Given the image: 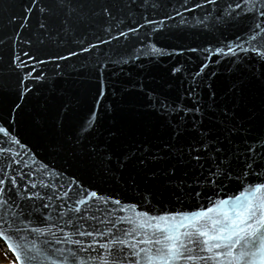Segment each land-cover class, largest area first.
Instances as JSON below:
<instances>
[{
	"label": "water",
	"instance_id": "obj_1",
	"mask_svg": "<svg viewBox=\"0 0 264 264\" xmlns=\"http://www.w3.org/2000/svg\"><path fill=\"white\" fill-rule=\"evenodd\" d=\"M229 2L218 0L216 5H208L203 0H80L65 31L60 20L67 11L57 10L55 15L40 12L45 4L52 7L48 0H38L35 5L30 0H0V126L10 131L4 143L10 150L5 161L7 170L27 173L31 168L32 179L57 185L75 181L70 196L88 189L107 198L109 203L89 200L92 211L102 220L125 217L149 224L159 223L151 221L152 216L202 211L212 206L209 199H228L248 184L261 182L259 169L247 174L234 161L231 179L196 187L194 172L199 174V166L179 155V150L187 153V145L194 142L193 121L197 129L208 133L215 146L223 145L233 152L239 146L241 161L245 143L252 144L264 134V61L251 53L233 56L215 51L222 48L226 53L227 44L242 42L238 38L246 36L251 23L248 17L222 15ZM26 7L32 12H25ZM104 7L111 10L110 16L103 14ZM176 11L181 15L177 16ZM145 18L163 23L153 31L156 25H146ZM40 23L52 32L50 37H42L43 43L38 40L43 31ZM129 27L137 31L106 44L97 40L107 41L109 32L118 36L120 30ZM25 40L31 43L25 44ZM88 43L98 47L81 52ZM152 48L162 49L164 54L153 53ZM20 49L47 61L37 65V70L43 72L39 80L25 78L27 92L18 80L30 69H9L10 56ZM203 49H209L210 54ZM69 51L78 55L51 59L56 55L67 57ZM109 57L118 63L99 68L97 61ZM175 68L180 71L174 72ZM169 106L170 110L165 111ZM177 106L199 108L200 114L175 111ZM178 124L183 133L179 138L175 132ZM227 129H233V133L230 135ZM13 138L24 147L12 144ZM107 156H111V162L105 159ZM13 157L15 164H11ZM200 164L207 169L205 159ZM194 190L201 195L196 197ZM45 191L51 193V189L38 187L28 193L21 190V195ZM260 194L264 195V190ZM113 200L120 203L112 204ZM25 202L34 203L21 201ZM61 210L67 213L66 207L51 212L49 226H60ZM70 215L73 213H67L64 219ZM180 219L176 216L177 221ZM88 223L101 229L111 227L97 221ZM131 227L126 222L117 225L121 230ZM52 231L56 238L61 237L55 227ZM0 241L8 250L5 240ZM55 247L70 246L62 243Z\"/></svg>",
	"mask_w": 264,
	"mask_h": 264
},
{
	"label": "snow or ice",
	"instance_id": "obj_2",
	"mask_svg": "<svg viewBox=\"0 0 264 264\" xmlns=\"http://www.w3.org/2000/svg\"><path fill=\"white\" fill-rule=\"evenodd\" d=\"M217 2L218 0H203V4L208 5H216ZM30 3L35 5L38 0H30ZM79 3L80 0H48V4L52 7L49 8L45 4L40 7V12L45 15H55L57 10L67 11V15L60 20L61 29L66 31V25L71 23V17L77 10L75 5ZM144 3H147V0H144ZM203 4H197L196 7H202ZM24 11L31 13L32 8L26 7ZM102 12L105 16L111 15L108 7H104ZM176 15L180 16L181 13L176 11ZM208 15L210 16L211 12ZM222 15L248 17L251 23L246 36L238 38L242 42L227 44L226 53L224 49L217 48L216 53L233 56L251 53L264 61V0H231ZM56 18L59 19V17ZM168 18L171 19V17ZM23 19L26 20L28 17ZM144 23L156 25L153 28V31H156L163 21L145 18ZM19 27L23 28L24 25L21 24ZM39 28L43 31L38 40L43 43L42 37H50L52 32L45 23H40ZM135 31L137 28L129 27L127 31L120 30L118 36H112L109 32L107 41L99 37L97 40L99 44H106L118 37H127L128 33ZM15 35L19 36L18 33ZM23 42L31 43L29 40ZM96 47L98 44L88 43L86 47L82 46L80 51L88 52ZM151 51L158 55L164 54L162 49L152 48ZM190 51L197 50L190 49ZM203 51L210 54L209 49H203ZM76 55H78L77 52L69 51L67 57L56 55L51 59L65 60ZM123 62L127 63V60ZM44 63L47 61L40 60L29 51L20 49L18 53L14 52L10 56L9 69H30V71H24L23 76H20L18 80L23 90L27 92L29 88L25 84V78L39 80L43 72L37 70V65ZM97 63L99 68H104L107 63H118V61L109 57L98 60ZM173 71L178 72L180 69L175 68ZM2 72L3 66L0 65V74ZM33 72L36 73L35 76L32 75ZM164 110L169 111L170 106ZM175 111L200 114L199 108L181 109L177 106ZM196 124L197 122L193 121L192 140L194 142L187 145V153L183 149L179 150L182 159L187 156L199 166V174L194 172L193 184L196 187L214 186L222 183L223 178L231 179L234 161L241 165L247 174H252L259 169L257 174L261 177V182L248 184L238 195L228 199H220L216 202L209 199L212 206L202 211L190 214L176 213V216L181 217L179 221L176 220V216H152L151 221L159 222L152 224L135 222L125 217L102 220L96 212L92 211L89 200L109 203L107 198L99 197L97 192L88 189L70 196L69 192L76 184L75 181L67 185L64 183L57 185L46 182L44 179H32L33 171L26 164L24 166L30 168L27 173L16 169L10 173L5 167L10 150L4 146L10 131L0 126V137L4 138L0 140V156L4 158L0 160V239L5 240L8 250L13 255L14 264H97V262L98 264H264V195L260 194L261 190H264V134L257 136L252 144L245 143L244 159L241 161L239 146L236 152L230 148L224 149L223 145L215 146L208 138V133L197 129ZM227 130L230 135L233 133V129ZM175 132L178 138L182 136L179 124L176 125ZM11 143L19 145L21 149L24 147L14 138ZM105 159L111 162V156ZM201 159H205L208 164L206 170L200 164ZM15 163L17 161L13 157L11 164ZM46 167L45 165L44 168ZM171 173L172 170L169 169V174ZM42 175H51V173L42 172ZM38 187L51 189V193L45 191L21 195V190L28 193L29 189ZM76 187L80 186L76 185ZM194 195L199 197L201 193L194 190ZM22 200L34 203L31 205L26 202L21 203ZM37 201L39 203H35ZM56 201L61 203L57 205ZM69 201L72 203L69 204ZM111 203L118 205L120 202L113 200ZM65 207L67 213H73V215L64 219L67 213L61 210L58 214L60 226L55 223L49 226L48 222L52 219L51 212ZM41 209L49 210V212L45 213ZM96 211L98 212L99 209ZM108 211L110 213L113 210ZM119 211L123 212L124 209L120 208ZM89 221L110 224L111 227L101 229L89 224ZM125 222L132 227L124 230L117 228L118 224ZM53 227L61 233L60 238H56V233L52 231ZM65 228L69 231H65ZM74 236L87 239H73ZM122 237H130V239ZM41 238H44L42 243ZM62 243L70 247L67 249L55 247ZM84 253L88 255L83 256ZM93 253L95 255H92Z\"/></svg>",
	"mask_w": 264,
	"mask_h": 264
},
{
	"label": "trees",
	"instance_id": "obj_3",
	"mask_svg": "<svg viewBox=\"0 0 264 264\" xmlns=\"http://www.w3.org/2000/svg\"><path fill=\"white\" fill-rule=\"evenodd\" d=\"M0 253L3 256V258L6 260V264L13 263V256L10 254V252L7 250L5 245L0 241Z\"/></svg>",
	"mask_w": 264,
	"mask_h": 264
},
{
	"label": "rangeland",
	"instance_id": "obj_4",
	"mask_svg": "<svg viewBox=\"0 0 264 264\" xmlns=\"http://www.w3.org/2000/svg\"><path fill=\"white\" fill-rule=\"evenodd\" d=\"M6 263V260L3 258V256L0 253V264Z\"/></svg>",
	"mask_w": 264,
	"mask_h": 264
}]
</instances>
